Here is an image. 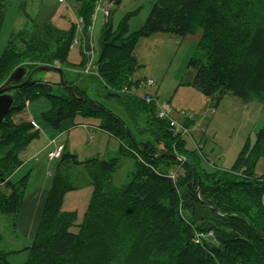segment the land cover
Segmentation results:
<instances>
[{
  "label": "trees",
  "instance_id": "obj_1",
  "mask_svg": "<svg viewBox=\"0 0 264 264\" xmlns=\"http://www.w3.org/2000/svg\"><path fill=\"white\" fill-rule=\"evenodd\" d=\"M109 1L114 5L119 2ZM83 2V32L89 37L96 0ZM4 6L5 0H0V25ZM24 16L33 25L32 32L20 40L23 50L17 57L12 49L19 33H11L0 56V86L19 67L16 62L29 61L32 70L36 65L68 64L74 27L64 31L52 23L38 25L27 13ZM196 31L201 32V37L189 61L195 71L191 87L214 107L227 93L243 101L254 96L264 107V23L254 18L250 0H156L140 30L128 36L123 22L116 31L109 21L105 23L96 56L100 85L109 91V100H125L130 114H143L151 129L149 141H136L121 119L74 87L72 92L66 89L62 97L41 90L36 83L42 82L33 78L36 82L10 92L14 103L0 124V148H10L0 160V215L15 217L23 202L24 185L15 186L10 178L21 165L20 153L38 132L31 124H15L11 117L23 111L34 97L43 94L49 98L51 109L42 118L56 129L66 119H94L98 121L97 129L119 140V155L134 160L130 180L116 188L103 176H112L119 158L79 162L75 155H68L74 165H98L90 173L93 193L84 223L72 233L75 213L60 211L67 177L58 170L32 245L25 249L29 258L24 264H83L81 255L92 240L91 231L105 219L117 220L118 226L127 221L132 238L128 253L133 260L140 259L141 264H264V214L256 203L264 193V173H255L258 161L264 159V126L257 132L253 147L241 152L231 171H210L201 168L199 157L186 149L184 139L157 118L152 105L122 92L138 84L133 80L139 68L134 49L141 37L163 33L183 38ZM77 66H84V58ZM118 93L121 99L109 97ZM187 124L184 123L186 127ZM65 152L64 149L62 158ZM173 170L177 172L174 181L168 178ZM181 171L196 178L200 187L204 185L205 200L195 195L197 185H190L192 190L183 196L179 193L185 182ZM204 206L212 215H220L214 216L215 222H203L198 229L196 219L203 214ZM201 231L209 232L211 237L203 238ZM8 256L0 251V264H9ZM89 261L88 258L85 263Z\"/></svg>",
  "mask_w": 264,
  "mask_h": 264
},
{
  "label": "rangeland",
  "instance_id": "obj_2",
  "mask_svg": "<svg viewBox=\"0 0 264 264\" xmlns=\"http://www.w3.org/2000/svg\"><path fill=\"white\" fill-rule=\"evenodd\" d=\"M110 3L109 0H96L91 14V24L87 31L88 33L90 31L89 38L83 32V30L85 31L84 26H86L84 19L86 12L84 11V16L80 14L84 7L83 0H64V2L59 0H5L4 17L0 25V56L6 48L12 32L19 33L12 49L14 54L16 53L15 57L22 52L23 47L20 40L26 38L33 28V25L28 24V19L24 16L26 13L38 25L52 23L54 27L64 31L74 27V38L67 58L68 64L61 66L54 62L51 67L62 71L64 82L81 90L87 98L102 105L112 115L121 119L136 141H149L151 136L148 131L151 129L147 126L143 114L142 116L130 114L124 105L126 104L125 100L122 102L109 100L107 97L109 91L100 85L102 82L99 74H94L92 70L87 71L86 67L77 66L83 59L82 48L86 50V56L91 48H95L96 53L99 52L102 30L106 22L109 21L113 31H116L120 23L123 22L125 36L137 33L156 0H119L115 5ZM250 3L254 18L258 22L264 23V0H250ZM100 5L109 7L108 19L105 18L104 9ZM87 13L90 14L88 10ZM80 32H82V41ZM200 37V31L183 38L163 33L141 37L134 49V56L139 68L135 72L133 80L138 84L149 80L154 85L152 87L143 85L138 88L137 84L130 91L138 98H142L146 94L150 95L163 110L171 113L178 122L188 123L189 135L183 139L186 141L189 151L195 152L199 157L201 168L210 171H231L241 152L245 148L250 150L253 147L257 132L263 128L264 107L254 96L243 101L232 97L229 93L225 94L220 103L214 107L209 99L191 87L195 71L189 67V61L195 56L196 45ZM75 40L78 43H75ZM27 62L29 61L16 62L15 66H25L30 73L31 65ZM42 66L36 65L34 68ZM33 78L49 84L52 87L53 95L65 97L67 88L60 83L57 73L38 72L33 75ZM123 86H127V84ZM118 95L122 97L120 93ZM150 105L155 110V105L152 103ZM50 109L49 98L43 94L29 100L24 108L33 124V130L38 132V136L20 153L18 157L21 162L19 171L17 170L10 178L11 184L24 185L22 209L20 207L21 211L19 209L15 217L0 215V251L9 255L7 257L9 264H24L28 260L29 253L25 249L31 247L33 239L28 238L26 230H28L32 206L35 207L34 198L37 197L40 190L47 191L58 170L67 177L64 182L65 191L62 193L60 211L75 213L76 222L75 227L71 229L72 233H76L77 227L84 223L93 193L90 186V173L96 170L98 165L95 163L74 165L68 155H75L80 161L95 159L98 163L103 160L119 158V166L112 176L107 174L103 176L116 188L125 186L134 172L132 157L120 156L118 153L119 140L100 129L93 130V126H96L98 121L75 117L61 121L60 128L56 129L42 118L43 114ZM173 132L177 133L176 130ZM193 141L199 149L198 152ZM57 144L66 146L67 152L63 158L50 161L46 157L47 153L54 151L58 147ZM9 151L8 146L1 147L0 160L4 159ZM180 173L185 182L179 193L183 196L192 190L190 185H197L198 191L196 188L195 195L197 198L205 200L204 185L200 187V183L188 172L181 171ZM255 173L258 175L264 173V159L258 161ZM256 203L264 214L261 198ZM22 210L25 212L23 216H21ZM209 212L208 207L202 208L203 214L196 219V224H199L198 229L202 228L203 222H215L213 221L214 216L220 215L219 213L212 215ZM186 214L188 216L191 214L190 208ZM126 222L118 226L117 220L105 219L99 227L93 228L91 231L92 240L81 255L83 264H86L88 258L90 259L89 264H141L140 259L133 260L134 257L128 253L132 238L129 227L125 225ZM25 227L27 228L25 229ZM208 234L209 232H200L203 238ZM8 252L15 253L9 254Z\"/></svg>",
  "mask_w": 264,
  "mask_h": 264
},
{
  "label": "built area",
  "instance_id": "obj_3",
  "mask_svg": "<svg viewBox=\"0 0 264 264\" xmlns=\"http://www.w3.org/2000/svg\"><path fill=\"white\" fill-rule=\"evenodd\" d=\"M59 1L64 2V0H59ZM100 7L104 9L103 14H104L105 18L108 19L109 15H110L109 7H106L104 5H100ZM80 33H81V41H82V32H80ZM89 38H90V31H89ZM75 43H78V41L75 40ZM81 45H82V42H81ZM94 49L95 48H91V50H89V52L87 53V56H86V52H85L86 50H84L82 48L83 58L85 55V61H84L83 67H86L87 71L92 70V72L94 74H98L97 65H96L97 53ZM143 85L146 87H152L154 85V83L152 81L148 80V81H144V82L139 83L137 87L139 88ZM122 92L135 96L133 93H131L130 90L129 91L122 90ZM140 99L143 100L145 104H151V103L154 104L157 118L162 120V121H165L168 124V127L170 129L176 130L177 131L176 134H179L182 138L189 135V129L184 124H182V123L178 122L176 119H174L171 113L163 110L162 107L157 103V101L155 99H153L150 95L146 94L144 97H142ZM196 148H197V146H196ZM63 151H64V147L58 146L54 151L48 152L46 157L50 161L59 160L63 155ZM178 161L182 162L180 159ZM176 176H177V172H175V171L170 172L168 174V178L171 179L172 181L175 180ZM261 201H262V204L264 207V193L261 196ZM207 237H211V234H208ZM197 240L199 242L200 238L197 237Z\"/></svg>",
  "mask_w": 264,
  "mask_h": 264
},
{
  "label": "water",
  "instance_id": "obj_4",
  "mask_svg": "<svg viewBox=\"0 0 264 264\" xmlns=\"http://www.w3.org/2000/svg\"><path fill=\"white\" fill-rule=\"evenodd\" d=\"M55 72L59 75L60 83L63 87H66L70 92H72V87L68 86L63 80L62 71L58 68H54L51 66H42L35 68L29 74H27L26 67L20 66L17 67L7 78L6 82L0 86V124L4 121L6 115L9 113L12 105L14 103V98L10 94L11 91L20 89L24 86L30 85L33 82V75L38 72ZM25 78V80H23ZM36 86L41 90L47 91L50 93L52 91V87L46 83H36ZM110 98L112 99H121V97L117 94H110ZM131 137V136H130Z\"/></svg>",
  "mask_w": 264,
  "mask_h": 264
},
{
  "label": "crops",
  "instance_id": "obj_5",
  "mask_svg": "<svg viewBox=\"0 0 264 264\" xmlns=\"http://www.w3.org/2000/svg\"><path fill=\"white\" fill-rule=\"evenodd\" d=\"M27 104H28V102L26 103V106H27ZM12 121L15 123V124H21V123H28V124H31V125H33L31 122H30V117H28L27 116V113H26V111H21V112H19V113H15V114H12ZM89 126H91V125H89ZM35 127V126H34ZM60 128V124H59V126H58V129ZM93 130H97V126H93ZM99 130V129H98ZM186 142V141H185ZM193 143H194V141H193ZM196 143H194V145H195ZM57 146H62V145H60V144H57ZM56 146V147H57ZM196 146V145H195ZM64 147V149L66 150V146H63ZM186 149L187 150H189L187 147H186ZM195 149L198 151L199 149H198V147L196 148L195 147ZM67 152V151H66ZM71 155V154H70ZM90 160V159H89ZM79 162H85V161H87V160H85V161H80V160H78ZM17 170H19V168L18 169H16V171ZM15 171V172H16ZM63 173V172H62ZM13 176V175H12ZM11 176V177H12ZM66 176V175H65ZM50 186H51V183H50V185H49V187H48V189H47V191L46 190H40V192H39V194L37 195V197L36 198H34L35 200H34V205H35V207H33L32 206V211H31V214L29 215V221H28V230H26V234H27V236H28V238L31 240V239H33L34 238V236H35V233H36V230H37V227H38V225H39V222H40V219H41V215H42V212H43V209H44V204H45V202H46V199H47V196H48V192H49V190H50ZM21 209H22V207H21ZM21 209H20V211H21ZM24 210H22V212H21V216H23L24 215ZM27 227H25V229L27 228ZM9 254H13V252H8Z\"/></svg>",
  "mask_w": 264,
  "mask_h": 264
},
{
  "label": "bare ground",
  "instance_id": "obj_6",
  "mask_svg": "<svg viewBox=\"0 0 264 264\" xmlns=\"http://www.w3.org/2000/svg\"><path fill=\"white\" fill-rule=\"evenodd\" d=\"M118 95V94H117ZM19 171V170H18ZM196 234V233H195Z\"/></svg>",
  "mask_w": 264,
  "mask_h": 264
},
{
  "label": "flooded vegetation",
  "instance_id": "obj_7",
  "mask_svg": "<svg viewBox=\"0 0 264 264\" xmlns=\"http://www.w3.org/2000/svg\"><path fill=\"white\" fill-rule=\"evenodd\" d=\"M23 80H25V78Z\"/></svg>",
  "mask_w": 264,
  "mask_h": 264
}]
</instances>
